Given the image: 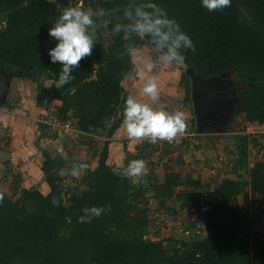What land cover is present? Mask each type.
Instances as JSON below:
<instances>
[{
    "label": "trees",
    "instance_id": "obj_1",
    "mask_svg": "<svg viewBox=\"0 0 264 264\" xmlns=\"http://www.w3.org/2000/svg\"><path fill=\"white\" fill-rule=\"evenodd\" d=\"M77 0H0V68L43 75L51 88L40 90L59 102L56 118L70 121L88 135L93 168L82 175L83 188L66 181L65 158L43 150L41 170L49 192L19 188L17 196L0 191V264H264V236L248 230L246 218L233 204L239 194L264 199V160L253 163L247 176L222 179L207 196L201 210L199 198L190 191L178 193L202 211L208 233L204 237L154 238L147 234L150 219L144 205L147 190L162 204L184 184L196 188L201 182L174 170L158 182L151 168L137 186L122 173L115 174L107 162L109 140L122 125V110L129 91L122 81L133 71L131 53L147 39H122L111 33L128 0H79L80 5L104 8L111 23L97 31L92 55L73 69L75 79L58 86L60 64L49 62L47 49L55 40L47 34L56 17ZM191 37L195 51H187L185 66L202 79L234 72L247 82L235 113L248 122L264 123V0H231L228 7L209 12L199 0H156ZM182 103L191 106V81L183 74ZM42 94V93H41ZM38 94L37 103L43 101ZM112 118L111 128L105 120ZM44 130V124H41ZM93 136H104L100 149ZM241 155L247 156L246 138H241ZM128 163V161H126ZM148 166L151 167V164ZM55 198L57 204H53ZM105 206L108 210L88 223L78 217L82 209ZM169 209V207H168ZM242 220L244 223L242 224ZM195 226V225H193Z\"/></svg>",
    "mask_w": 264,
    "mask_h": 264
},
{
    "label": "rangeland",
    "instance_id": "obj_2",
    "mask_svg": "<svg viewBox=\"0 0 264 264\" xmlns=\"http://www.w3.org/2000/svg\"><path fill=\"white\" fill-rule=\"evenodd\" d=\"M79 5V0L75 5L72 2V6ZM156 55L151 48L145 45L134 49L131 53L133 62V71L129 76L131 78L124 79L122 81L123 86L131 95L138 97L144 82L149 77H154L158 89L163 90L166 98H173L175 110L179 109L184 113L186 131L183 135L178 136L173 143L158 141L156 144H152L147 139L137 141L138 151L129 150L131 145L126 144L123 157L124 166L127 165L126 161L144 159L147 168L153 170V175L158 182L165 180L170 170L178 172L181 180H184L187 175L200 180L201 184L196 188L184 184L175 187L174 195L162 204L154 197L151 189L147 190L144 205L150 219L146 234L149 238H154L153 233L156 230H159L157 238L167 237L169 234H173L174 238L185 240H190L192 237L201 238L206 236L209 231L204 220V213L200 211L197 214L196 209H191L193 202L186 195L178 197V193L185 194L191 191L193 195L199 198L202 207L205 209L207 208L208 192L222 179L236 178L240 172L243 178L246 177L254 162L260 159L264 160V123L248 122L243 114L235 113L247 82L240 79L234 72H227L217 78V81L223 85L224 90L221 94L226 99L224 106L223 104L218 106L220 110L217 112L221 115L217 116L218 119L214 123H210L213 121L211 119L210 122H205L202 126L200 124L196 126L192 106H186L182 103L184 93L181 78L183 74L189 76L188 73L191 70L185 65H157L151 72H147L143 69L144 62L155 60ZM0 79H6L7 82H10L12 90L5 102L6 104L0 106V109H7V102L14 103L19 99L21 104L26 106V110L21 107L22 110L25 113H30L27 116L32 117V110L41 109L44 112L42 114H45V116L52 119L56 118L55 113L58 104L52 96L43 93L39 89L40 84H43L47 89L51 88L52 82L43 75L3 67L0 69ZM38 94L43 95V101L40 104L36 100ZM39 105L41 106L39 107ZM56 132L45 129L43 137L39 140V148H46L51 153H56V146H62V149L68 152L64 153L62 151L68 158V163L62 171L67 182H72L78 190H81L83 188L82 175L88 168L86 165L92 163L93 160L86 153L89 136L77 130L75 125H72V128L64 134L58 135ZM243 137L247 140V156L245 159L241 155V138ZM104 141V136H93L94 144L100 149ZM117 141L120 150V140ZM113 160L111 158L109 164H113ZM149 164H151V167L148 166ZM74 165H83V167L76 168ZM131 183L132 186H137V183ZM8 192L14 198L17 196L15 195L16 191L12 193V190L8 188ZM233 204L240 210L242 218H246L248 230H257L264 236V199L260 196L252 197L250 194L247 196L239 194ZM241 223L243 224L244 221L242 220ZM185 228H188L189 233L192 234L181 231ZM196 230L200 231L197 233ZM253 264L259 263L255 262Z\"/></svg>",
    "mask_w": 264,
    "mask_h": 264
},
{
    "label": "clouds",
    "instance_id": "obj_3",
    "mask_svg": "<svg viewBox=\"0 0 264 264\" xmlns=\"http://www.w3.org/2000/svg\"><path fill=\"white\" fill-rule=\"evenodd\" d=\"M201 7L209 12L228 7L231 0H199ZM121 18L112 24L113 35L122 34V39L129 41L132 37L143 41L147 39L155 60H147L143 69L151 72L157 65L184 66L187 51H195L191 37L181 28L180 23L168 15L156 0H128L121 9ZM104 8L93 10L82 6L64 8L56 17L54 24L48 28V36L55 40V45L47 49L49 62L60 64L58 86H64L75 79L73 69L80 61L92 55L97 44V31L111 23ZM131 78V77H129ZM136 95H128L122 110V127L127 139L142 141L147 139L152 144L158 141L172 142L186 131V117L182 111L168 110L163 106L160 91L154 77H149ZM111 128L112 118L104 122ZM76 168L83 165H74ZM112 171L122 173L127 178H134L139 183L146 176L148 168L144 159H133L126 166L117 164ZM52 203L57 204L53 198ZM108 209L105 206H90L82 209L78 217L81 223H88L99 217Z\"/></svg>",
    "mask_w": 264,
    "mask_h": 264
},
{
    "label": "crops",
    "instance_id": "obj_4",
    "mask_svg": "<svg viewBox=\"0 0 264 264\" xmlns=\"http://www.w3.org/2000/svg\"><path fill=\"white\" fill-rule=\"evenodd\" d=\"M7 85L8 88L5 101L0 103V106L6 104L5 102L10 96V91H12L10 82H7ZM159 91L163 106L170 111L175 110L173 98H166V94L163 90ZM137 98L147 100L146 97H140V95ZM55 101L59 105V102L57 100ZM40 106L41 105H39V107ZM6 107L8 108L0 109V191L9 195V188L12 190V193L16 191L15 195H17L19 188H35L41 193L46 194L49 192L50 188L41 170V164L44 160L42 151L47 150L52 155L55 153H51V151L46 148H39V140L43 137L42 135L45 129L50 131L53 130L50 129L49 125H45L43 122L45 114H42L44 112L41 109L32 110V117L27 116L30 113H25L22 110V108L24 107L23 109H25L26 106L21 104L19 99L14 103L7 102ZM41 124L45 125L44 130L41 128ZM56 133L60 135L66 132ZM116 139L120 140V150L118 149L119 142ZM136 143L137 141L127 139L121 125L114 136L109 140L107 162L111 163V158H113L114 165L121 164L124 166L123 157L126 144L131 145V148L128 147L129 150L138 151L139 147ZM56 149L57 151L55 152L60 153L65 158L66 162L64 166H66L68 158L62 151L64 153L68 152L62 149V146H56ZM86 153L93 159L92 163L86 165V167L93 168L96 161L88 148ZM133 179L134 178L130 179V181L133 182Z\"/></svg>",
    "mask_w": 264,
    "mask_h": 264
},
{
    "label": "water",
    "instance_id": "obj_5",
    "mask_svg": "<svg viewBox=\"0 0 264 264\" xmlns=\"http://www.w3.org/2000/svg\"><path fill=\"white\" fill-rule=\"evenodd\" d=\"M188 75L191 81V105L195 114L196 125L199 126L200 121L205 118L204 109L206 107H208L207 109H210L211 112H217L218 110H220L218 109V106L221 105L222 102H219L218 98H216L215 100H210V95L208 93V89L213 84L220 82L217 81V77L211 79H202L197 75H194L192 72H189ZM228 102L230 101L228 100Z\"/></svg>",
    "mask_w": 264,
    "mask_h": 264
},
{
    "label": "flooded vegetation",
    "instance_id": "obj_6",
    "mask_svg": "<svg viewBox=\"0 0 264 264\" xmlns=\"http://www.w3.org/2000/svg\"><path fill=\"white\" fill-rule=\"evenodd\" d=\"M203 87V86H202ZM223 90H224V88H223V85L222 84H220V83H217V84H213L209 89H208V93H209V95H210V97H209V99L210 100H215L216 98H218L219 99V102H222V104H223V106H224V104H225V101H226V99L223 97L224 95L223 94H221V93H223ZM6 91H7V81H6V79H0V103H3L4 101H5V95H6ZM221 104V105H222ZM192 106V105H191ZM208 107H206L205 109H204V116H205V118H204V120L201 122L200 121V126H202V124L203 123H208V122H210L211 121V119L213 120V121H211L210 123H214V122H216L217 121V119H218V115L220 114L219 112H211V110L209 109H207ZM193 110V109H192ZM221 115V114H220ZM194 116H195V114H194ZM216 118V119H215ZM194 120H195V117H194ZM196 123V122H195ZM197 126V125H196Z\"/></svg>",
    "mask_w": 264,
    "mask_h": 264
},
{
    "label": "built area",
    "instance_id": "obj_7",
    "mask_svg": "<svg viewBox=\"0 0 264 264\" xmlns=\"http://www.w3.org/2000/svg\"><path fill=\"white\" fill-rule=\"evenodd\" d=\"M43 122L47 125H49L50 129L51 130H54V131H57V132H67L70 128H72V124L70 121H61L57 118H51V117H47L45 116V118L43 119ZM174 141V140H173ZM172 142H168V141H164V142H167V143H173ZM133 160V159H132ZM131 161V160H130ZM191 209L195 210V208L193 207V204H192V207ZM201 210H204L203 207H201ZM195 229V228H193ZM182 232L188 234L189 233V230L188 228H185V229H182L181 230ZM200 230H196V232L198 233ZM189 234H192V233H189Z\"/></svg>",
    "mask_w": 264,
    "mask_h": 264
}]
</instances>
